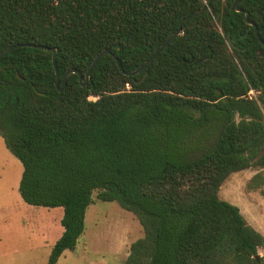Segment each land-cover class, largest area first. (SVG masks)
<instances>
[{
  "label": "trees",
  "instance_id": "1",
  "mask_svg": "<svg viewBox=\"0 0 264 264\" xmlns=\"http://www.w3.org/2000/svg\"><path fill=\"white\" fill-rule=\"evenodd\" d=\"M209 4V9L190 18ZM238 5V6H237ZM264 0H0V134L24 203L61 208L48 264L73 251L97 200L144 235L123 264H264V235L220 189L264 168ZM184 19H188L183 22ZM182 24L181 34L134 71ZM146 79L142 82L144 75ZM62 82H60V87Z\"/></svg>",
  "mask_w": 264,
  "mask_h": 264
},
{
  "label": "rangeland",
  "instance_id": "2",
  "mask_svg": "<svg viewBox=\"0 0 264 264\" xmlns=\"http://www.w3.org/2000/svg\"><path fill=\"white\" fill-rule=\"evenodd\" d=\"M22 163L7 148L0 134V264H48L61 237V208L24 203L19 192ZM219 196L240 209L247 222L264 235V168L231 174ZM85 219L84 233L73 251H65L57 264H123L143 229L134 214L116 202L97 200ZM264 257V249L259 250Z\"/></svg>",
  "mask_w": 264,
  "mask_h": 264
},
{
  "label": "water",
  "instance_id": "3",
  "mask_svg": "<svg viewBox=\"0 0 264 264\" xmlns=\"http://www.w3.org/2000/svg\"><path fill=\"white\" fill-rule=\"evenodd\" d=\"M238 6V5H237ZM209 9V4L205 5L201 10H199L198 12H196L194 15H192L190 18H193V17H196L198 15H200L201 13L207 11ZM236 10L240 13L243 14L244 16V19L246 21V23L250 26V27H253L255 29V33L260 41V43L262 45H264V41L260 38L259 34H258V31H257V28L255 26L254 23L250 22L247 20L246 18V13L239 9L238 7L236 8ZM188 19H184L182 24L184 22H186ZM182 24L181 26L179 27V29L173 33L156 51L155 53L152 55V57L147 60L143 65H141L138 69L134 70V71H130V72H126L123 70L122 66L120 65V61L118 59V57L114 54H112L110 51L108 50H105L101 53H99L93 60L86 76H85V80L83 79V76L82 74L76 70V69H70L68 70L63 78L61 79V75L59 73V70L57 68V65H56V55H57V51L55 48H49L47 46H42V45H34V44H21V45H16L15 48H23V47H30V48H36V49H40V50H44V51H52L53 55H52V64H53V68H54V71H55V75H56V87H58V91L59 92H63L65 90V84H66V81H67V78L69 75L71 74H77L79 75V82H80V85L81 87L85 88L88 86V83L90 82V75H91V72L93 70V68L95 67L97 61L102 57L104 56L105 54H108V55H112L113 58L115 59L119 69L122 71V73L126 76H135V75H138L140 74L147 65H149L154 59L155 57L164 49L166 48L170 43H172L182 32ZM13 50V48H9L7 49L6 51H4L3 53L0 54V58H2L3 56H6L7 54H9L11 51ZM147 77V74L144 75L142 81H140L139 83H142ZM60 82H62V86L60 87Z\"/></svg>",
  "mask_w": 264,
  "mask_h": 264
},
{
  "label": "crops",
  "instance_id": "4",
  "mask_svg": "<svg viewBox=\"0 0 264 264\" xmlns=\"http://www.w3.org/2000/svg\"><path fill=\"white\" fill-rule=\"evenodd\" d=\"M63 233V232H62Z\"/></svg>",
  "mask_w": 264,
  "mask_h": 264
}]
</instances>
